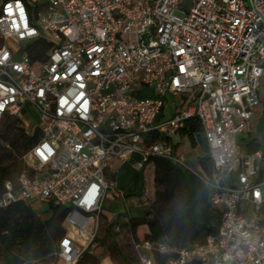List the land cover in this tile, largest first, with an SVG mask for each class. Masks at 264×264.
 I'll return each mask as SVG.
<instances>
[{"label": "built area", "instance_id": "built-area-1", "mask_svg": "<svg viewBox=\"0 0 264 264\" xmlns=\"http://www.w3.org/2000/svg\"><path fill=\"white\" fill-rule=\"evenodd\" d=\"M38 40L50 45L45 61L31 59ZM262 77L264 0H0V121L41 134L0 208H67L59 261L97 257L104 202L123 198L109 167L137 153L138 168L160 158L195 175L221 211L217 235L201 244H134L139 264H159L156 254H174L165 264H264V150L237 141L260 105ZM169 96L183 105L161 121ZM25 106L39 117L32 130L20 119ZM190 120L208 146L207 176L169 142L147 140Z\"/></svg>", "mask_w": 264, "mask_h": 264}, {"label": "trees", "instance_id": "trees-1", "mask_svg": "<svg viewBox=\"0 0 264 264\" xmlns=\"http://www.w3.org/2000/svg\"><path fill=\"white\" fill-rule=\"evenodd\" d=\"M26 1V0H23ZM40 46L31 56L32 61H45L50 45L38 40ZM0 135L9 148V166L0 165V196L5 193V185L16 186L18 177L28 169L25 156L27 152L41 139L38 129L29 135L12 117L0 121ZM194 144V133H198V142L205 153L208 146L201 135L198 121L190 120L180 130ZM149 143L162 141L171 142V138L160 134H152L147 139ZM19 160V164H16ZM148 163L154 165V200L150 211L140 217H128L120 223H106L104 230L107 237L112 229L119 230L121 226L131 237L132 246L144 241L157 242L166 239L170 246L177 249L203 243L208 237L216 236L221 224L220 209L212 207L208 202V188L193 174L183 171L160 158H153ZM11 164L13 166L11 167ZM197 165L200 175L207 176L213 169L209 156L198 157ZM49 212L47 218H41L23 203L12 204L0 208V260L3 258L10 264H20L15 252L27 261L36 262L58 257V243L65 236L63 221L67 208L45 206ZM101 225V224H100ZM104 231V232H105ZM104 248L112 264H130L117 243L113 240H97ZM135 252V250H134ZM136 254V253H135ZM170 255H154L159 264L173 257ZM137 257V256H136ZM106 264L109 261L106 260ZM78 264H99L92 255L85 254Z\"/></svg>", "mask_w": 264, "mask_h": 264}, {"label": "rangeland", "instance_id": "rangeland-1", "mask_svg": "<svg viewBox=\"0 0 264 264\" xmlns=\"http://www.w3.org/2000/svg\"><path fill=\"white\" fill-rule=\"evenodd\" d=\"M9 47L11 48H18V46L16 44H13L11 42H8ZM20 47V46H19ZM11 48V49H12ZM145 93V92H144ZM146 94V93H145ZM145 97V96H143ZM183 105V100L181 98V96H178L176 98H172V97H168L167 98V103L164 107V110L162 112V114L159 116V120L163 121V120H168L170 119L175 113L178 112V110L181 108V106ZM264 115V114H262ZM20 119L23 122V124H25L28 128H30L31 130L34 129L38 122H39V117L38 114L35 112V110L33 108H31L30 106H25L22 114L20 115ZM1 130V127H0ZM246 134L244 135H239L238 136V144L240 146H242L243 148V144L245 143V139L243 140V137H245ZM173 140L175 143H179V148L178 151L179 153L182 154L183 158H184V163L187 167L188 170H192L195 172H199L198 169V165H197V159L198 157H203V156H210L209 152L205 153L202 145L197 141V139L195 140L196 145H194L192 143V141L189 139V137L187 136H179V135H173ZM9 148L7 146V144L5 143V141L2 139V135H0V165L1 166H9L10 162H9ZM134 155H137V153H135ZM16 164H19V160H16ZM13 166V164H11V167ZM140 196L142 195V193L139 194ZM138 196V197H140ZM30 209L37 215H39L41 218H47L50 214L49 212L46 211V207L45 206H40L38 204H33L30 206ZM150 211V209L148 208H138L136 210V207H134V205H124L123 203H114L111 199L107 198L104 204V218L105 221L108 224L111 223H120L121 221L118 218V214H126V216L128 217V213H131V215H146L148 212ZM116 227L119 228L118 231H116L114 228L112 229V234L107 237V233L104 230V224L101 223L100 225V231L98 234V239L99 240H106L107 244H109V242L111 240L115 241L117 243V245L119 247H121V249L123 250V252L125 253L128 262L130 264H139L136 254L134 252L133 246H132V239L129 236V234L119 225H117ZM105 231V232H104ZM96 254L97 257H95L96 259L99 260V264H101L104 260L109 259V257L107 256V253H105L104 248L99 246L98 243V248L96 250ZM16 257L19 259L20 264H62L59 261L58 257H53L50 259H46V260H40V261H36V262H30L27 261L23 256L21 257L20 252H15ZM110 261V259H109ZM111 262V261H110ZM0 264H10L8 261H6L5 259H1L0 260Z\"/></svg>", "mask_w": 264, "mask_h": 264}, {"label": "crops", "instance_id": "crops-1", "mask_svg": "<svg viewBox=\"0 0 264 264\" xmlns=\"http://www.w3.org/2000/svg\"><path fill=\"white\" fill-rule=\"evenodd\" d=\"M147 96H153V92L150 90H145ZM260 105L256 108L254 116L250 123L248 124L247 129L242 132L241 135L246 134L243 137L245 143L243 144L242 150L244 152H254L257 150H264V77L261 78V87L259 92ZM182 107V106H181ZM181 136H186L176 134ZM238 135V136H239ZM171 138L170 144L178 153L179 143H175L173 137ZM196 140L197 138L194 137ZM194 140V145L196 142ZM198 141V139H197ZM238 141V137H237ZM181 154V153H180ZM140 161L138 155H133L129 161L120 163L117 161L111 162L107 173V179L113 184L114 188L123 194L122 199H115L112 195H109L107 198L111 199L114 203H123L124 205H134L136 210L139 208H148L154 200L155 194V184H154V165L153 163H146L141 168L136 166V163ZM142 193L140 196L139 194ZM140 196V197H138ZM106 198V199H107ZM106 201V200H105ZM105 204V202H104ZM104 205L101 215V223L104 225L107 223L104 218ZM128 217H140L143 215H131L128 213ZM126 214H118V218L123 220L128 218Z\"/></svg>", "mask_w": 264, "mask_h": 264}, {"label": "snow or ice", "instance_id": "snow-or-ice-1", "mask_svg": "<svg viewBox=\"0 0 264 264\" xmlns=\"http://www.w3.org/2000/svg\"><path fill=\"white\" fill-rule=\"evenodd\" d=\"M17 7H19V4H17ZM8 13L11 14V11H12V8H11V5L8 6ZM22 11V10H21ZM45 149H47V146H45ZM41 155H44L43 152H41ZM89 203L91 202V197H89Z\"/></svg>", "mask_w": 264, "mask_h": 264}]
</instances>
